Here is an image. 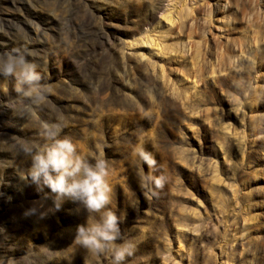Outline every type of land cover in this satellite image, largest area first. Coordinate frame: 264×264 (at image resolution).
Masks as SVG:
<instances>
[{"label": "rangeland", "instance_id": "1", "mask_svg": "<svg viewBox=\"0 0 264 264\" xmlns=\"http://www.w3.org/2000/svg\"><path fill=\"white\" fill-rule=\"evenodd\" d=\"M9 50L43 99L0 77V264H112L20 178L52 132L107 162L122 264H264V0H0Z\"/></svg>", "mask_w": 264, "mask_h": 264}, {"label": "clouds", "instance_id": "2", "mask_svg": "<svg viewBox=\"0 0 264 264\" xmlns=\"http://www.w3.org/2000/svg\"><path fill=\"white\" fill-rule=\"evenodd\" d=\"M0 77L15 80L14 90L23 96L33 97L39 101L43 93L39 87L40 73L37 66L18 50L0 52ZM49 142L33 144L26 142L21 151L31 156V166L27 173L21 172L20 178L31 179L38 187H47L54 193V207L59 210L63 200L68 199L82 206L88 214L86 222L77 225L74 241L86 249L87 253L99 256L105 252L111 253L112 264H122L126 256H130L127 241L116 243L121 239L120 223L122 216L107 207L111 202L112 187L108 181L110 170L102 158H89L78 153L72 139L58 138L52 132L45 135ZM141 159L151 167L154 163L149 156L141 151ZM141 187H144V177H141ZM157 178L155 184L159 186ZM36 212L35 208L29 213ZM92 214H99V219H93ZM46 215L45 212L40 213Z\"/></svg>", "mask_w": 264, "mask_h": 264}]
</instances>
